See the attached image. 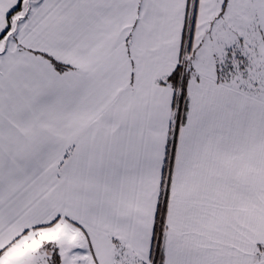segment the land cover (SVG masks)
I'll return each mask as SVG.
<instances>
[{
	"label": "snow or ice",
	"instance_id": "1",
	"mask_svg": "<svg viewBox=\"0 0 264 264\" xmlns=\"http://www.w3.org/2000/svg\"><path fill=\"white\" fill-rule=\"evenodd\" d=\"M0 264H264V0H0Z\"/></svg>",
	"mask_w": 264,
	"mask_h": 264
}]
</instances>
